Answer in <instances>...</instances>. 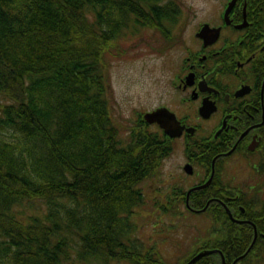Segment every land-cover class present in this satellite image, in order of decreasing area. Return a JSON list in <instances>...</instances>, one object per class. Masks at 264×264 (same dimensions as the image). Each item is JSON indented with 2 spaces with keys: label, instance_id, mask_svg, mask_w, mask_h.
<instances>
[{
  "label": "trees",
  "instance_id": "1",
  "mask_svg": "<svg viewBox=\"0 0 264 264\" xmlns=\"http://www.w3.org/2000/svg\"><path fill=\"white\" fill-rule=\"evenodd\" d=\"M179 9L175 0H0V264H186L215 246L231 264L247 252L252 226L236 238L234 221L215 203L201 212L228 222L227 231L182 262L136 234V217L149 202L141 184L158 176L174 139L151 129L142 113L121 135L108 59L123 53L121 39L146 30L162 38V48L173 41ZM215 152L206 157L208 170ZM220 186L240 190L234 209L248 207L259 222L251 185L226 186L218 170L210 185L191 192L189 204L205 207ZM172 189L155 205L191 211L186 189ZM36 202L45 208L27 212ZM192 264L222 261L215 252Z\"/></svg>",
  "mask_w": 264,
  "mask_h": 264
},
{
  "label": "flooded vegetation",
  "instance_id": "2",
  "mask_svg": "<svg viewBox=\"0 0 264 264\" xmlns=\"http://www.w3.org/2000/svg\"><path fill=\"white\" fill-rule=\"evenodd\" d=\"M219 1L218 12L213 19L199 24L194 36L195 45L186 47L170 80L174 94L154 109L167 107L183 126L181 136L171 137L181 139L184 144L182 175L197 173L199 176L201 172L205 175L209 172L207 180L212 174L216 157L215 172H222L225 163L235 160L239 165L247 166L253 175L259 176L264 165V0ZM230 3L233 5L226 14ZM181 14L180 5L179 18ZM205 24L220 27L219 37L215 38L216 30L212 31V38L215 39H209L212 41L200 36L199 32ZM206 102H209L211 109L203 112L202 107ZM153 125L165 133L159 123ZM214 148L216 152L208 170L206 157L213 153ZM187 164L193 166V173L186 171ZM198 180L202 181L201 178ZM200 181L187 188H175L186 189L188 200L193 191L188 195L190 188L205 182ZM251 188L254 186L251 185ZM239 193L240 190L221 187L211 203L219 204L216 206L218 210L226 209L235 223L236 238H241L242 226H252V231L248 230L249 236L252 234L249 241L252 247L248 249L252 250L256 242L264 243V210L261 212L259 209L262 216L258 217V223L249 218L244 205L239 204L238 210H235ZM220 196H224L231 206L233 216ZM193 207L189 206L192 210ZM221 222L224 232L228 222ZM212 248L219 249L216 253L220 254L223 264L221 248ZM226 262L230 264L227 258Z\"/></svg>",
  "mask_w": 264,
  "mask_h": 264
},
{
  "label": "rangeland",
  "instance_id": "3",
  "mask_svg": "<svg viewBox=\"0 0 264 264\" xmlns=\"http://www.w3.org/2000/svg\"><path fill=\"white\" fill-rule=\"evenodd\" d=\"M175 2L182 6V14L172 30L173 41L165 40V48L159 45L162 41L159 35L153 33V30H146L142 35L121 39L119 49H123V53L108 59V76L112 89L111 107L114 119L122 129V136H127L139 113L153 110L174 94L170 80L180 64L186 47L195 45L194 36L199 24L206 19H213L221 5L219 0ZM150 127L157 130L153 124H150ZM173 146V152L163 162L158 176L141 184L149 202L140 208L141 213L136 217L139 224V231L136 234L148 245H157L170 260L182 262L190 253L201 248L203 240L221 238L224 232L221 226L222 219L217 223L213 221L212 216L189 211L184 205H181L178 213L165 212L155 205L156 200H167L166 195L173 190L172 188L178 186L187 188L199 182V178L201 180L207 178L203 172L199 176L197 173L182 175L181 168L185 160L184 144L181 139H174ZM220 173L221 180L226 186L230 183L242 188L245 184L253 185L251 192L259 202L257 208L264 210V165L259 176H255L247 166L239 165L232 160L224 164ZM39 207L45 208V205L36 202L34 207L27 208L26 211L31 213ZM260 248L259 254L252 256L243 264H264V243H261Z\"/></svg>",
  "mask_w": 264,
  "mask_h": 264
},
{
  "label": "water",
  "instance_id": "4",
  "mask_svg": "<svg viewBox=\"0 0 264 264\" xmlns=\"http://www.w3.org/2000/svg\"><path fill=\"white\" fill-rule=\"evenodd\" d=\"M232 3H230V5L228 6V9L226 11V14L229 13L231 7H232ZM230 21L228 20V23ZM213 30H216V34H215V38H218L219 35H220V31H221V28L220 27H211L209 24H205V26L201 29V31L199 32V35L204 37L206 39V41H212V40H209L212 38V31ZM215 38H212V39H215ZM210 104L209 102H206L204 104V106L202 107V111L205 112V111H210ZM212 111V110H211ZM144 119L148 122V123H159L160 126L162 128H164L165 130V133H167L169 136L171 137H178V136H181L182 135V132H183V126L181 125L180 121L178 120L177 116L175 115L174 112H172L171 110H169L167 107H160V108H157L155 110H152V111H148L144 114ZM215 160H216V157L214 158L213 160V170H212V174L211 176L208 178V180L202 184H199V185H196L194 187H192L190 190H189V193L190 191H192L193 189H200V188H204L208 185H210V183L212 182V179H213V176H214V173H215ZM186 171L189 172V173H193L194 170H193V166L191 164H187L186 165ZM212 199H210L208 201V204L207 206L209 205V203L211 202ZM207 206L201 208V209H195L196 211H203L207 208ZM227 210L229 211V213L232 215V212L231 210L229 209V207H227ZM256 233H257V230H256ZM251 248V247H250ZM249 248V249H250ZM218 249H206V250H201L200 252H198L196 255H194L186 264H192L194 263L196 260L200 259L201 257L205 256V255H208L210 253H213L215 251H217ZM220 253L222 254L223 256V264H227L226 263V259H225V256L223 254L222 251H220ZM247 253V252H246ZM246 253L242 254L241 256L237 257L232 264H235L237 263L240 259H242Z\"/></svg>",
  "mask_w": 264,
  "mask_h": 264
}]
</instances>
